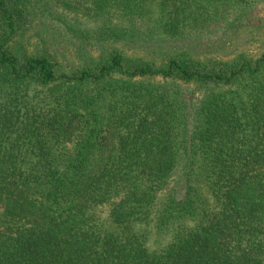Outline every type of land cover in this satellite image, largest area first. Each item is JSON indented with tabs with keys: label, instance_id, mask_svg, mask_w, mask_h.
Returning a JSON list of instances; mask_svg holds the SVG:
<instances>
[{
	"label": "trees",
	"instance_id": "trees-1",
	"mask_svg": "<svg viewBox=\"0 0 264 264\" xmlns=\"http://www.w3.org/2000/svg\"><path fill=\"white\" fill-rule=\"evenodd\" d=\"M261 5L0 0V264H264Z\"/></svg>",
	"mask_w": 264,
	"mask_h": 264
},
{
	"label": "rangeland",
	"instance_id": "rangeland-1",
	"mask_svg": "<svg viewBox=\"0 0 264 264\" xmlns=\"http://www.w3.org/2000/svg\"><path fill=\"white\" fill-rule=\"evenodd\" d=\"M259 9L261 10V16L264 17V5H261L259 7ZM55 13H58L60 15L58 10H56ZM81 14L82 13L80 12V15ZM60 16L64 17V19H65V21H67V23L75 25L74 16L72 14L61 13ZM83 19H84V17L81 18V20H83ZM53 24L55 25L56 28H58L59 25L62 29L64 28L62 25V24H64V22L59 23L58 21L54 20ZM77 27L79 29H82L81 25H77ZM262 27H263V30H258V32H255V34H253V37H254L253 39L264 34V26H262ZM43 28H44V26H43ZM47 31H49L48 33H50V31H52V30L51 29L49 30V28L40 29V25H39V26H35V28L29 32V33H32L33 35H37V36L32 37V45L33 46L30 49L35 48V45L38 43V40L40 39V34L45 35V32L47 33ZM242 32L245 33V31H242ZM66 36H67V37H65L66 39L64 38L63 40H61L62 42L59 45V47L61 49L65 48V45H64L65 43H68V48L72 49V47L75 44H77L78 41H80L79 39L81 37V34H78V36H76V37H72V34H68ZM249 37H250V33H247L244 38H249ZM237 45H239L241 49H250L251 48V49H253L254 52H257L258 50H260V43L259 42L257 43L256 40H254L251 43H250V41H247V40H239L237 42ZM252 46H253V48H252ZM72 58H73V56H72ZM73 62H76L75 57H74Z\"/></svg>",
	"mask_w": 264,
	"mask_h": 264
}]
</instances>
